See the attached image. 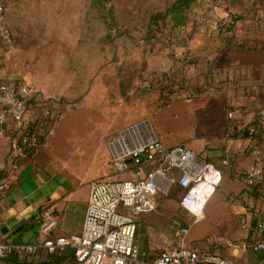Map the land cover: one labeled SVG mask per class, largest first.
<instances>
[{
	"label": "crops",
	"instance_id": "0c3cea01",
	"mask_svg": "<svg viewBox=\"0 0 264 264\" xmlns=\"http://www.w3.org/2000/svg\"><path fill=\"white\" fill-rule=\"evenodd\" d=\"M172 1L169 0L164 10L156 9L152 14L165 11ZM235 1H243V5L249 4L247 0H196L184 13L183 24H174L168 15L161 21V25L169 23L172 28L181 30L188 17H199L201 22L215 15L223 16L228 12H235ZM219 2L221 4L218 7ZM252 3L249 10L259 21L255 23V28L250 24L246 27L249 30L255 29L254 37L258 47H250L248 50L264 55V0H253ZM164 4L166 1L162 0L153 6ZM245 17L249 18L250 14ZM198 25L194 27L197 31L200 29ZM257 65L230 63L228 68H223L226 82L222 84L216 79L224 78L218 74V65L209 67L212 72L210 83H203L205 90L200 94L201 98L207 97L209 103L196 101L188 105L183 104L187 106L186 111L195 126L194 135L189 139L169 142L167 135L160 132L159 124L155 123L159 110L150 116L148 132L156 133L165 147L184 144L191 148L221 171V181L196 220H191L193 216L179 204L184 189L175 183L160 181L161 190L158 193H161L162 197L155 209L136 218L134 240L143 259L152 260L161 251L174 247L177 244L174 239L176 229L181 225H188L190 229L186 243L199 251L218 255L224 260V264H264V249L253 251L245 247L259 241L264 242V228H258L260 223L264 224V171L255 189H245L238 179V173L248 170L252 165L250 140L243 131L244 126L256 125V139L264 148V114L259 113L264 98V60L259 61ZM3 67L0 69L2 73ZM255 69L261 74L262 80L254 81L251 78ZM158 70L174 72L175 80L192 83V75L183 76L177 64L173 65L169 60L160 63ZM217 85H223L222 89L215 88ZM261 85L262 89L259 88ZM46 98L53 99L51 95H46ZM173 102L181 104L179 101ZM218 104L220 107L228 105V110H236L234 116L229 118L226 113V118L222 117L216 107ZM237 109H241V112ZM65 117L63 114L53 134L43 140L35 152L18 159L15 164L11 163V135L0 134V175L8 176V185L0 193V241L34 243L42 239L38 219L47 208L53 210L57 219L56 226L50 233L51 238L79 233L90 183L100 179H114L119 175L112 167V151L109 145L111 139L108 140L109 136L117 131L113 127L117 122L93 124L94 118L90 111L83 113V120L79 123L69 121ZM151 168L152 164L145 163L141 167L142 173L146 174ZM125 174L129 176L127 173L121 175ZM172 174L177 175L178 170H173ZM189 220L190 222L185 224ZM243 223L252 225L253 229L243 228ZM194 225L197 227L192 230ZM46 254L45 250H41L28 260L37 262ZM62 264L79 263L73 256L72 261L66 259Z\"/></svg>",
	"mask_w": 264,
	"mask_h": 264
},
{
	"label": "rangeland",
	"instance_id": "374dc122",
	"mask_svg": "<svg viewBox=\"0 0 264 264\" xmlns=\"http://www.w3.org/2000/svg\"><path fill=\"white\" fill-rule=\"evenodd\" d=\"M157 1L162 0H6L4 17L13 47L2 56L3 71L23 78L38 91V99L51 95L69 121L79 123L83 113L90 111L93 124L117 122L113 126L117 131L108 140L133 124H149L150 116L158 110L155 123L169 142L189 139L195 126L183 104L209 103L200 95L205 90L203 83H210L209 67L218 65V74L224 78L216 79L222 84L226 82L223 68L230 63L258 66L264 60V55L248 50L258 45L255 29L249 30L246 25L255 28L259 19L249 10L253 0H247L250 5L235 1V12L201 22L199 17H188L181 30L159 21L148 32L150 15L156 9L164 10L169 2L163 0L166 4L153 6ZM217 4L219 7L221 2ZM223 17H236L230 30L215 32L207 27L212 20ZM196 24L198 31L194 29ZM168 60L177 64L183 76L192 75V83H186L175 80L174 72L166 71L176 85L170 94L154 79L164 73L158 70L160 63ZM251 76L254 81L262 80L257 69ZM190 91L196 95L186 99ZM219 105L218 113L226 118L228 105ZM43 108L40 100L32 101L31 118ZM121 174L114 179L127 177ZM161 197L157 193L156 204Z\"/></svg>",
	"mask_w": 264,
	"mask_h": 264
},
{
	"label": "built area",
	"instance_id": "2783aa9c",
	"mask_svg": "<svg viewBox=\"0 0 264 264\" xmlns=\"http://www.w3.org/2000/svg\"><path fill=\"white\" fill-rule=\"evenodd\" d=\"M6 0H0V69L2 56L13 47V37L4 17ZM232 19L223 17L212 20L207 26L211 31H225L232 27ZM155 77L161 80L163 91L170 94L176 85L166 76ZM152 84L154 82L150 81ZM151 83L149 85H151ZM38 91L15 74H5L0 70V134L11 135V163L35 152L53 134L63 112L57 109L56 101L37 97ZM188 92L186 99L194 97ZM40 100L43 111L31 118L29 106ZM168 106V105H166ZM42 109V108H41ZM241 112V109H237ZM236 110H228L232 118ZM264 114V98L259 107ZM40 129V130H39ZM257 127L248 124L243 129L249 138L252 165L248 170L238 173V179L247 190L258 187L264 171V148L256 139ZM149 131L146 121L133 124L120 131L109 142L112 151V167L118 173H127L121 179H100L89 185L88 201L82 227L72 236L51 238L56 226V216L51 208L45 209L38 219V229L42 239L34 243H8L0 241V257L10 253L18 254L20 259L34 256L41 250L55 252L70 249L79 264H224L216 254L199 251L186 243L190 227L179 226L174 239L176 245L161 251L154 259L142 258L135 244L136 218L153 211L155 197L161 190L159 182L166 180L184 189L179 200L181 208L192 214L196 220L200 212L221 181V171L212 163L206 162L196 152L184 144L165 147L159 136ZM152 164L146 174L141 167ZM226 164V163H225ZM136 168L137 170H134ZM177 169L178 174H172ZM8 185V176L0 175V193ZM245 229H253L243 223ZM258 228L263 229L260 223ZM253 251L264 249V242L246 245Z\"/></svg>",
	"mask_w": 264,
	"mask_h": 264
},
{
	"label": "trees",
	"instance_id": "16d2710c",
	"mask_svg": "<svg viewBox=\"0 0 264 264\" xmlns=\"http://www.w3.org/2000/svg\"><path fill=\"white\" fill-rule=\"evenodd\" d=\"M196 0H173L172 3L168 6L165 11L156 12L150 15V21L148 23V32L153 31L152 27L156 25L159 21H164V19L169 15L173 20L174 24H183L184 23V13L188 11L191 5ZM236 17L232 19V27L236 21ZM232 27L226 29L230 30ZM166 76H169V79L173 80L171 73H161L160 77L166 79ZM161 82V80L157 81ZM255 189V188H254ZM47 252V251H46ZM29 256L20 259L18 254L10 253L9 255L0 257V264H62L63 261L68 259L69 261L73 260V252L69 249L57 250L55 252H47L45 257L37 262L28 260Z\"/></svg>",
	"mask_w": 264,
	"mask_h": 264
}]
</instances>
